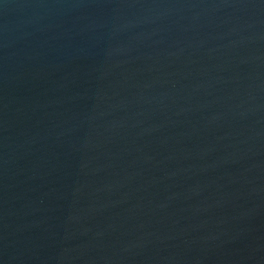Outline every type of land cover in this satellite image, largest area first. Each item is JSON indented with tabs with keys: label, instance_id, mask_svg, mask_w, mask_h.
I'll return each instance as SVG.
<instances>
[{
	"label": "water",
	"instance_id": "water-1",
	"mask_svg": "<svg viewBox=\"0 0 264 264\" xmlns=\"http://www.w3.org/2000/svg\"><path fill=\"white\" fill-rule=\"evenodd\" d=\"M0 264H264V0H0Z\"/></svg>",
	"mask_w": 264,
	"mask_h": 264
}]
</instances>
